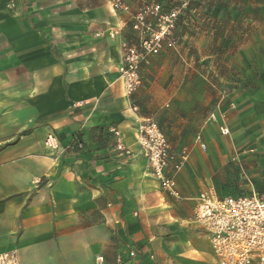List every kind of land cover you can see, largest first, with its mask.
I'll return each instance as SVG.
<instances>
[{
  "label": "crops",
  "instance_id": "obj_1",
  "mask_svg": "<svg viewBox=\"0 0 264 264\" xmlns=\"http://www.w3.org/2000/svg\"><path fill=\"white\" fill-rule=\"evenodd\" d=\"M93 1L0 0V253L20 264H217L192 220L196 189L181 174L174 198L148 172L145 116L108 34L121 21ZM254 63L252 83L226 96L235 108L217 116L229 133L212 139L204 122L194 136L207 153L190 161L220 177V196L264 191V58Z\"/></svg>",
  "mask_w": 264,
  "mask_h": 264
},
{
  "label": "rangeland",
  "instance_id": "obj_2",
  "mask_svg": "<svg viewBox=\"0 0 264 264\" xmlns=\"http://www.w3.org/2000/svg\"><path fill=\"white\" fill-rule=\"evenodd\" d=\"M100 1L93 4L104 2L121 21L108 31L109 36H119L121 55L125 44L142 57L138 84L128 95L145 116L141 124L155 123L169 145L173 158L167 173L175 181L177 197L181 174L184 191L194 188L200 194L213 188L220 195L215 186L220 177L190 161L192 151L207 153L203 134L199 142L194 136L204 122L209 125L207 136L222 134L210 114L232 102L226 97L232 88L252 83L257 73L254 62L264 58V0ZM164 85L173 91L168 99L159 94Z\"/></svg>",
  "mask_w": 264,
  "mask_h": 264
},
{
  "label": "built area",
  "instance_id": "obj_3",
  "mask_svg": "<svg viewBox=\"0 0 264 264\" xmlns=\"http://www.w3.org/2000/svg\"><path fill=\"white\" fill-rule=\"evenodd\" d=\"M122 47L119 73L126 92L131 93L138 84L137 68L142 57L135 47L125 44ZM151 50L158 51L155 46ZM81 105L82 101H77L73 107ZM229 108H235L233 102L229 103ZM217 116L224 119L225 113L218 109L209 119L214 121ZM139 129L149 174L158 180L161 189L177 196L175 181L167 173L168 162L173 158L169 145L155 123L140 124ZM219 129L222 134L229 133L226 126L220 125ZM195 140L199 142L200 136ZM54 143L55 136L49 133L45 144L53 147ZM200 146L204 148L205 144L200 143ZM116 147L127 152L121 143ZM180 164L181 161L175 164V169H179ZM192 220L198 231L208 237L217 264H264V191L220 196L213 188H208L196 197ZM0 264H20L16 251L1 252Z\"/></svg>",
  "mask_w": 264,
  "mask_h": 264
}]
</instances>
